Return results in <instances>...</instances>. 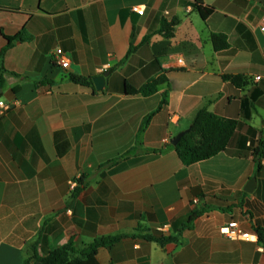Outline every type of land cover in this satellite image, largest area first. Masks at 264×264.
Here are the masks:
<instances>
[{
	"label": "crops",
	"instance_id": "obj_1",
	"mask_svg": "<svg viewBox=\"0 0 264 264\" xmlns=\"http://www.w3.org/2000/svg\"><path fill=\"white\" fill-rule=\"evenodd\" d=\"M201 1L207 18L196 0H0V52L22 35L0 89L15 102L0 115V264H38L35 242L44 256L117 235L98 248L100 264H264L259 238L221 232L232 220L264 227V153L260 169L253 153L264 135V0ZM106 71L102 89L71 79ZM162 75L156 92L126 93ZM204 106L238 124L225 150L186 165L171 140Z\"/></svg>",
	"mask_w": 264,
	"mask_h": 264
},
{
	"label": "trees",
	"instance_id": "obj_2",
	"mask_svg": "<svg viewBox=\"0 0 264 264\" xmlns=\"http://www.w3.org/2000/svg\"><path fill=\"white\" fill-rule=\"evenodd\" d=\"M196 6L201 11L204 18H207L213 11L211 6H203L201 0H196ZM179 22L178 18H173L170 22L166 19L163 21V30L165 35L171 36L174 32V27ZM9 44L4 47L0 52V89L4 87L5 77L4 74L7 72L5 67V53L12 42L22 39V35L18 34L15 36H8ZM148 38V37H147ZM212 38L217 48H225L228 46L226 36L223 34H212ZM223 41H220L222 40ZM221 42V43H220ZM134 47H131V51ZM225 79L230 80L237 86H243V75H224ZM71 79L83 85H93V78H83L77 75H71ZM166 82L165 76L153 78L148 80L140 87L126 84L127 94H152L158 90L161 84ZM149 119H147V122ZM237 120L230 118L220 117L211 112L207 106L202 107L194 119L188 130L182 135L181 139L176 145H174L180 158L186 165L193 164L195 162L208 159L219 152L226 149L232 135L237 127ZM255 161L257 162V168L262 167V156L264 153V135L262 136L258 147L253 150ZM197 215L202 213L201 211L194 212ZM255 232L258 234V240L264 245V227L258 225L255 228ZM148 239L155 240L161 244L172 239L173 237L167 235H145ZM123 235L100 237L95 239L91 244L86 245L82 249L76 248L74 239L69 240L61 247L50 251L46 250V255H39L37 250V242L32 244L31 249L33 251L32 258L37 259L38 264H100L97 259V251L101 246L111 247L117 243ZM30 258V259H32ZM25 264H29V259L25 260Z\"/></svg>",
	"mask_w": 264,
	"mask_h": 264
},
{
	"label": "built area",
	"instance_id": "obj_3",
	"mask_svg": "<svg viewBox=\"0 0 264 264\" xmlns=\"http://www.w3.org/2000/svg\"><path fill=\"white\" fill-rule=\"evenodd\" d=\"M135 11L138 12L139 15L145 14V7L139 6L135 8ZM259 27L262 31H264V13L260 18ZM54 57L59 65L63 68L69 67V58L64 54V51L61 48H57L54 52ZM179 62H182V59H179ZM261 76H256L255 79L259 80ZM15 102H6L4 100H0V115L4 114L7 110H9ZM78 185V182L73 181V188ZM221 232L231 239H242V240H257L258 234L256 232H251L244 230L241 227V224L238 220H232L228 224L221 227Z\"/></svg>",
	"mask_w": 264,
	"mask_h": 264
},
{
	"label": "water",
	"instance_id": "obj_4",
	"mask_svg": "<svg viewBox=\"0 0 264 264\" xmlns=\"http://www.w3.org/2000/svg\"><path fill=\"white\" fill-rule=\"evenodd\" d=\"M110 75V71H106L104 74L102 75H98V76H95L93 77V81L95 82L96 86L98 89H102L105 84H106V77H108ZM188 130L185 129V130H182L180 131L172 140H171V143L173 145H176L178 143V141L181 139L182 135H184V133ZM256 184H257V177H252L250 178V180L248 181L247 183V186H246V190L248 192H252L255 187H256Z\"/></svg>",
	"mask_w": 264,
	"mask_h": 264
}]
</instances>
